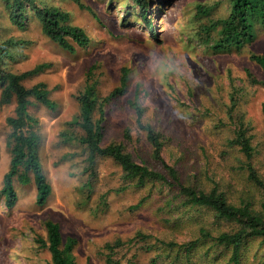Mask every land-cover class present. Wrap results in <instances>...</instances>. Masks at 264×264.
<instances>
[{
  "label": "rangeland",
  "instance_id": "1",
  "mask_svg": "<svg viewBox=\"0 0 264 264\" xmlns=\"http://www.w3.org/2000/svg\"><path fill=\"white\" fill-rule=\"evenodd\" d=\"M149 1L148 22L135 0H38L40 8L54 5L68 12L70 23L91 38L88 48L71 53L44 34L36 9L27 7L25 24L19 26L0 0V43H13L14 58L6 67L23 73L45 65L23 84L45 83L55 103L50 109L32 99L29 108L38 121L40 160L52 193L40 205L34 181L24 185L15 178L17 200L9 206L2 189L11 161L7 118L16 102L1 103L0 84V264H53L48 248L37 241L46 239L48 220L60 224L64 241L77 240L76 264H106V245L117 240L124 243L114 253L121 264H231V249L212 239L187 248L201 228L216 235L233 226L218 221L211 209L186 205L175 187H138L109 157L98 159L93 188L87 187L78 96L92 68L100 103L120 85L122 69H129L127 92L104 106V145L122 142L137 162L162 169L129 105L137 96L146 107L145 122L163 136L165 160L185 183L209 190L211 176L231 201L250 188L244 172L235 169L243 156L230 145L234 126L227 114L231 93L241 89L239 115L252 126L254 165L264 177V70L250 57L264 56V27L257 25L254 41L242 50L215 54L197 33L201 25L228 17L230 0ZM200 5L208 12L200 13ZM93 116L100 118V105ZM255 195L244 196L258 204L261 198ZM172 242L177 245L169 246ZM242 264H264L261 239L249 240Z\"/></svg>",
  "mask_w": 264,
  "mask_h": 264
},
{
  "label": "trees",
  "instance_id": "2",
  "mask_svg": "<svg viewBox=\"0 0 264 264\" xmlns=\"http://www.w3.org/2000/svg\"><path fill=\"white\" fill-rule=\"evenodd\" d=\"M10 9L13 22L23 26L26 20L25 10L27 7L37 10L43 32L51 40L59 44L63 49L75 53L76 47L88 48L91 38L84 28L70 23V14L61 8L51 5L44 8L38 6V0H4ZM140 6L141 15L146 21V10L150 5L149 0H135ZM231 10L226 18L211 21L203 24L198 30L200 40L215 54L240 51L242 48L253 42L256 37V27H264V0H230ZM200 13L208 12L209 8L198 6ZM150 24V23H149ZM12 42L0 43V84L1 103L10 104L16 102L15 113L7 118L10 133L7 138V146L10 149L11 161L10 169L5 175L2 193L6 197V202L12 206L17 200L14 187L15 178L21 184H29L34 181L37 188V202L44 205L52 193V187L43 171L40 160V136L36 127L37 119L30 113L29 108L36 102L53 109L54 101L49 97L50 91L47 85L39 82L33 87H26L23 81L45 68V65H38L33 70L15 73L6 66L14 58L9 46ZM251 59L260 64L264 70V56L251 54ZM95 68L88 71L83 91L78 96L81 107V119L78 122L82 135L79 140L85 146L87 153V171L89 180L87 187L93 188V178L96 172L97 161L101 157L113 159L123 170V177L126 180H137L138 187H145L147 184L155 186L160 183L162 186L175 187L178 196L185 198L184 203L193 206L205 207L215 213L218 221L232 224V229H227L219 234L201 228L200 236L189 242L187 248L190 250L202 240L212 239L216 244L231 249V264H242L243 250L250 239L259 238L264 244V177L259 169L254 165L255 148L252 143L251 125L246 123L239 115V101L242 90L234 89L230 95V106L228 107V117L234 126L233 138L230 140L231 147H237L243 158L235 167L239 172H244L246 182L250 188L241 192L231 201L228 192L221 190L219 183L211 176L209 179L213 186L209 190L185 183L181 172L168 163L163 156L165 142L162 134L151 124L145 122L146 107L135 96L129 100V105L136 115L137 126L146 132L147 141L152 147V158L162 169L158 170L146 163L137 162L132 153L128 152L125 145L120 143H110L104 145L105 138V109L104 106L110 100L122 96L127 92L129 69H122L120 85L115 88L100 103L97 80H95ZM251 81L259 83L258 79L248 72ZM100 105L101 116L94 119V111ZM127 139H131L129 131L125 134ZM234 169V167H233ZM249 191V192H246ZM255 192L260 195L261 200L255 204L252 200H247L245 194ZM145 196L139 204L140 207L147 199ZM46 239H38L43 247H47L51 253L53 264H76L73 256L74 247L77 240L68 237L65 241L58 222L46 221ZM122 240L106 245V264H121L115 258V249L122 246ZM169 246L177 244L169 243ZM130 264V263H129Z\"/></svg>",
  "mask_w": 264,
  "mask_h": 264
}]
</instances>
